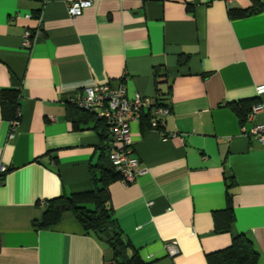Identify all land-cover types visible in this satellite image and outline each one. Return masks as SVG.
I'll return each mask as SVG.
<instances>
[{"label":"crops","instance_id":"obj_1","mask_svg":"<svg viewBox=\"0 0 264 264\" xmlns=\"http://www.w3.org/2000/svg\"><path fill=\"white\" fill-rule=\"evenodd\" d=\"M76 1L0 0V90H20L16 126L0 111V264H115L71 213L47 230L32 224L46 200L100 187L92 173L110 168L114 145L71 100L120 83L129 99L159 97L169 111L162 132L175 135L129 125L141 172L107 187L128 252L144 264H207L244 234L264 264V145L249 134L264 115L250 121L249 110L240 123L230 107L264 103L255 91L264 85V9L229 16L264 0H85L91 7L71 18ZM25 31L38 33L29 48ZM226 174L235 221L216 233Z\"/></svg>","mask_w":264,"mask_h":264},{"label":"trees","instance_id":"obj_2","mask_svg":"<svg viewBox=\"0 0 264 264\" xmlns=\"http://www.w3.org/2000/svg\"><path fill=\"white\" fill-rule=\"evenodd\" d=\"M263 9L262 4L255 1L247 10L229 11V16L230 19L244 18L257 14ZM155 77L157 81L159 77L157 75ZM19 96L20 90L18 88L0 90V111L3 119L18 121L19 117L16 116V110L19 106ZM157 105L167 108V105L164 106L159 99L157 100ZM230 107L238 116L240 123H244L250 107L247 105L239 108L234 105ZM73 111L80 115V120L94 123V130L97 131L101 140H111L104 121L98 120L94 114L76 107H73ZM151 120L150 111L142 113L139 119L146 128L150 127ZM109 165V169L100 168L98 179L92 173V180L94 183H99V188L46 200L41 221L34 222L32 225L36 230H47L59 223L62 214L71 213L84 233L95 236L112 250L115 264H144L135 251L132 253L128 252L131 244L123 236L112 216L107 187L111 181L121 180V176L114 170L110 162ZM3 178L4 175L0 176V184L3 183ZM225 180L226 207L224 210L213 213L216 233L228 232L235 221L232 202L233 194L231 193V189L235 186V180L229 174L225 175ZM207 264H259V254L255 250L252 241L246 235L239 234L232 239L229 247L207 255Z\"/></svg>","mask_w":264,"mask_h":264},{"label":"built area","instance_id":"obj_3","mask_svg":"<svg viewBox=\"0 0 264 264\" xmlns=\"http://www.w3.org/2000/svg\"><path fill=\"white\" fill-rule=\"evenodd\" d=\"M91 5V1L85 0L72 2L67 6L68 15L71 18L79 17ZM35 34L25 31L23 38L26 48L31 47ZM255 91L258 96L263 95L264 85L257 86ZM158 99L159 97L149 98L139 94H135L133 98L129 99L126 96L124 85L120 83L115 87L109 84H95L84 87L71 100L77 108L94 114L98 120L106 123L111 142L114 145L108 154V160L114 170L120 174L123 184L132 183L141 172L139 161L133 156V145L129 129L131 122L138 121L142 113L150 111L152 115L150 129L159 131L164 138L175 137L174 134L168 136L162 132L164 118L169 111L166 107L157 105ZM257 114L264 115L263 102L251 107L247 116L248 120H253ZM16 116H19L17 110ZM17 122L16 120L11 121L12 127L16 126ZM249 134L264 145V122L254 125ZM6 170L4 166H0V176L4 175ZM169 252L174 254L176 250L174 247H169Z\"/></svg>","mask_w":264,"mask_h":264}]
</instances>
